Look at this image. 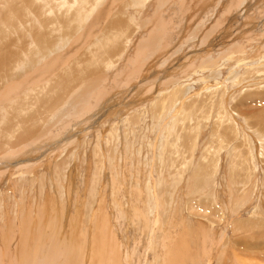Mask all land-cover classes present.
<instances>
[{"label":"rangeland","instance_id":"1","mask_svg":"<svg viewBox=\"0 0 264 264\" xmlns=\"http://www.w3.org/2000/svg\"><path fill=\"white\" fill-rule=\"evenodd\" d=\"M6 43L0 264H264V0H0Z\"/></svg>","mask_w":264,"mask_h":264},{"label":"bare ground","instance_id":"2","mask_svg":"<svg viewBox=\"0 0 264 264\" xmlns=\"http://www.w3.org/2000/svg\"><path fill=\"white\" fill-rule=\"evenodd\" d=\"M3 2H4V4H7V5H9V1L10 0H2ZM31 2H32V0H30ZM27 2V0H20V4H22V5H24L25 3ZM18 6H19V4H18ZM27 6V5H26ZM10 7V6H9ZM14 7V6H13ZM15 7H16V5H15ZM21 7V6H20ZM22 7H24V6H22ZM25 8H27V7H25ZM10 9V8H9ZM20 10H17V9H10V12L8 13V18H7V21L5 22L6 24H10V20H14V21H16L17 22V18L18 19H20V15H21V13L19 12ZM23 12L25 11L24 9L22 10ZM14 12L15 13H17V14H14ZM44 39V38H43ZM40 40H42L41 39V37L39 38V42H40ZM45 40V39H44ZM38 43V42H37ZM7 44V43H6ZM4 45V47H0V65H1V68H5V69H3V70H1V72H5L7 69H8V71L6 72V74H5V76L6 77H9V75H11V73H12V69H11V67H8L9 65H10V60H11V58H13V60H15V58H16V56L18 55V56H20V53H21V47H17V48H14V49H10L9 48V46H11V44H7V45ZM16 47V46H15ZM23 49V48H22ZM18 60V58L16 59V61ZM260 60V59H259ZM142 62V61H141ZM103 63L105 64V63H109V61L106 59V60H104L103 61ZM102 63V64H103ZM138 63V62H137ZM264 63V62H263ZM39 65V64H38ZM263 65V64H262ZM44 68V67H43ZM79 68V67H78ZM264 68V67H263ZM45 69V68H44ZM70 69V68H69ZM76 69V68H75ZM85 70H87L86 68H85ZM84 70V71H85ZM46 71H48L47 69H45V72ZM81 71H83V70H81ZM45 72H43V73H45ZM9 73V74H8ZM79 73V72H78ZM81 73V72H80ZM83 74H85V73H83ZM70 75H72V74H70ZM80 75V74H79ZM3 76V75H2ZM41 76H42V74H41ZM57 76V75H56ZM59 76V75H58ZM1 77V76H0ZM61 77V76H60ZM64 77V76H63ZM58 80H59V78L58 77H56ZM74 78V77H73ZM72 78V79H73ZM76 78V77H75ZM52 79V78H51ZM68 79V78H67ZM4 80V79H3ZM53 80V79H52ZM61 80V79H60ZM5 81V80H4ZM64 81H65V83L67 82L68 83V81H70V78H69V80H65L64 79ZM63 81V82H64ZM49 82V81H48ZM61 82H62V80H61ZM62 82V83H63ZM71 82V81H70ZM52 83V82H51ZM53 84V83H52ZM73 84V83H72ZM257 84V83H256ZM20 85H21V83H11V84H9V86H7L6 87V89H5V91L3 92V94H2V96H3V98H7V95H9L11 92L12 93H14L13 91H15V90H17L19 87H20ZM63 85H64V83H63ZM65 86V85H64ZM67 86H68V84H67ZM63 87V86H62ZM65 91V90H64ZM60 92V91H59ZM1 96V95H0ZM96 99H98L97 97H96ZM3 100V99H2ZM50 101V100H49ZM52 101V100H51ZM45 102H46V100H45ZM42 103H44V102H42ZM41 103V104H42ZM41 104H39V105H41ZM45 105H47V103H44ZM36 105V104H35ZM43 107H44V105H42ZM16 106H14V105H12L11 103H8L7 105H5V107L3 108V110L5 111V112H8V110H11L12 112H8V113H10V114H8V116H7V118L4 116V119H3V121H2V124H4L5 122H7V123H9L10 124V120H9V118L12 120V116H13V111H15V109L17 108L18 109V107H16ZM32 107V106H31ZM37 107H38V105H37ZM46 107H48V106H46ZM39 109H40V107H38ZM45 108V107H44ZM49 108H50V105H49ZM36 109V108H35ZM33 111V110H32ZM44 111H45V109H44ZM19 111H17V114H19L18 113ZM21 112V111H20ZM0 113H1V110H0ZM23 112H21L20 114H22ZM41 113V112H40ZM44 113V112H43ZM16 113H14V115H15ZM20 114L19 115H16V116H13L14 117V119L17 117H20ZM0 116H2V114L0 115ZM46 116V115H45ZM3 118V117H2ZM1 118V119H2ZM46 119V118H45ZM17 122V121H16ZM38 122V121H37ZM0 123H1V120H0ZM2 126V125H1ZM234 126V125H233ZM232 126V127H233ZM17 127H19V126H17ZM27 128V127H26ZM26 128H24V132L22 131V133H23V136H26L27 134H29V131H28V133L26 132L25 133V129ZM28 129V128H27ZM26 129V130H27ZM15 131V130H14ZM8 133H9V131H8ZM11 133V132H10ZM21 133V132H20ZM22 133L21 134H19V135H21L22 136ZM25 133V134H24ZM5 134H7V133H5ZM14 135V134H13ZM9 137V136H8ZM211 147V146H210ZM11 149V148H10ZM11 157V156H10ZM147 204V203H146ZM145 208V207H144ZM101 213V212H100ZM100 219V218H99ZM100 222V221H99ZM99 225H107V221H106V216L105 215H103V219L101 220V222L99 223ZM98 236H100V235H97V244L95 245L96 246V248L95 249H93V251H92V255H93V259H92V264H119L118 263V260H119V254H118V250H117V246L116 245H114V242H113V240H112V238L110 237L109 239H105V238H103L102 236H100V237H98ZM108 236H111V234L110 235H108ZM24 245V244H23ZM180 245H181V243H180ZM186 245V244H185ZM116 246V247H115ZM25 247V246H24ZM184 248V247H183ZM179 249V248H178ZM174 251L176 250V249H173ZM180 250V249H179ZM24 252V251H23ZM36 252V251H35ZM179 253H181V251H178ZM177 252V253H178ZM184 252H185V249H184ZM31 253V252H30ZM169 253V252H168ZM167 253V254H168ZM173 253V255L175 256L176 254H174V252H170L169 254H172ZM178 253V254H179ZM24 254V253H23ZM186 254V253H185ZM248 254H250V253H248ZM181 255H182V253H181ZM187 255V254H186ZM165 257V256H164ZM169 257V256H168ZM179 257V256H178ZM241 257V256H240ZM78 258V257H77ZM166 258V257H165ZM170 258V262H171V257H169ZM173 258V257H172ZM175 258H176V256H175ZM180 259H181V257H179ZM239 258V257H238ZM237 258V259H238ZM30 259V258H29ZM82 259V258H81ZM164 259V258H163ZM179 259V260H180ZM248 259V258H247ZM254 259V258H253ZM166 260V259H165ZM176 260H178L177 258H176ZM179 260H178V262H179ZM181 260H183V257H182V259ZM18 261V260H17ZM25 261V260H24ZM164 261V260H163ZM167 262V264H168V259L166 260ZM173 261V260H172ZM253 261V260H252ZM169 262V263H170ZM176 262V261H175ZM178 262H176V263H178ZM182 262V261H181ZM75 263H77V262H75ZM74 263V264H75ZM173 263V262H172ZM171 263V264H172ZM194 263V262H193ZM246 263H249V262H244V264H246ZM253 263V262H252ZM68 264V263H67ZM179 264V263H178ZM180 264H182V263H180ZM185 264V263H184ZM253 264H255V263H253Z\"/></svg>","mask_w":264,"mask_h":264}]
</instances>
